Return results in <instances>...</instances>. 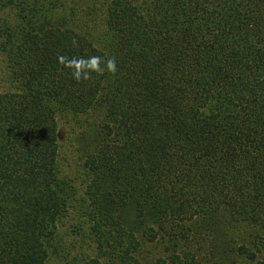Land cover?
I'll return each instance as SVG.
<instances>
[{"label":"trees","instance_id":"obj_1","mask_svg":"<svg viewBox=\"0 0 264 264\" xmlns=\"http://www.w3.org/2000/svg\"><path fill=\"white\" fill-rule=\"evenodd\" d=\"M101 10L102 28L81 29L60 0H0V264H47L76 201L58 167L67 112L106 114L92 132L105 143L84 163L97 244L86 264H143L139 248L159 237L166 256L154 264H197L177 240L189 222L264 223V0ZM59 56H98L104 73L77 81ZM254 237L237 254L264 264Z\"/></svg>","mask_w":264,"mask_h":264},{"label":"rangeland","instance_id":"obj_2","mask_svg":"<svg viewBox=\"0 0 264 264\" xmlns=\"http://www.w3.org/2000/svg\"><path fill=\"white\" fill-rule=\"evenodd\" d=\"M67 9H73L74 21L82 26L84 23L103 27L100 20L102 10L108 0H60ZM69 11H67L68 13ZM95 19L94 22H90ZM78 25V26H79ZM92 29V28H91ZM95 35V33H94ZM6 64L0 56V91H7ZM100 111V112H99ZM89 111L87 114L64 113L58 116V167L62 177L73 181L76 189V201L70 202L67 215L57 225L56 240L49 249L47 264H86L96 257V243L93 241L89 212L92 210L90 199L86 195L87 180L84 163L88 154L104 145V136L97 137L92 132L96 127L105 123V112ZM104 125V124H103ZM103 126L101 127L102 130ZM104 134V129L101 131ZM94 140V145H91ZM111 140V139H109ZM97 148H96V147ZM85 201V202H83ZM195 221V222H194ZM232 221V220H231ZM188 231H184V238H177L178 245L190 251L197 264H255L246 256L238 255L237 248L247 246L252 249L253 242L262 243L255 239L259 235L264 240V223L252 224L225 221L222 224L212 225L198 218L188 223ZM215 229V230H214ZM139 239V234L137 235ZM162 240V239H161ZM164 241L160 237L154 243H142L138 256L143 264H154L159 257L164 258ZM141 242V241H140ZM96 244V245H95ZM258 252L257 259L264 261V250ZM221 249L226 252L222 253ZM103 260H100V264Z\"/></svg>","mask_w":264,"mask_h":264},{"label":"clouds","instance_id":"obj_3","mask_svg":"<svg viewBox=\"0 0 264 264\" xmlns=\"http://www.w3.org/2000/svg\"><path fill=\"white\" fill-rule=\"evenodd\" d=\"M73 43L75 44L76 42L73 41ZM57 62L58 64L63 65L66 69H69L72 72L73 79L77 81L81 79V71L85 68H87L89 72L84 74V80H88L91 78V72H95L99 75H102L104 73V69L100 68V64L102 62L101 58L98 56L91 57L87 61L77 58L69 60L66 56H59L57 58ZM106 70L110 74L116 73L117 68L115 58H110L106 61Z\"/></svg>","mask_w":264,"mask_h":264}]
</instances>
